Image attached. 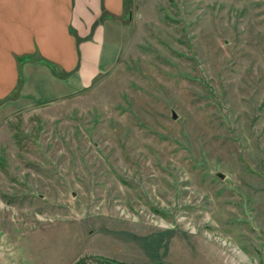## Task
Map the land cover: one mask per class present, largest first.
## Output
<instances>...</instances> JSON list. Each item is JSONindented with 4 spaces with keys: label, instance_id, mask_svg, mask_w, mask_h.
<instances>
[{
    "label": "rangeland",
    "instance_id": "1",
    "mask_svg": "<svg viewBox=\"0 0 264 264\" xmlns=\"http://www.w3.org/2000/svg\"><path fill=\"white\" fill-rule=\"evenodd\" d=\"M126 5L111 67L3 112L0 264H264V0Z\"/></svg>",
    "mask_w": 264,
    "mask_h": 264
},
{
    "label": "crops",
    "instance_id": "2",
    "mask_svg": "<svg viewBox=\"0 0 264 264\" xmlns=\"http://www.w3.org/2000/svg\"><path fill=\"white\" fill-rule=\"evenodd\" d=\"M126 14V0H0V121L20 97L64 94L111 67Z\"/></svg>",
    "mask_w": 264,
    "mask_h": 264
},
{
    "label": "water",
    "instance_id": "3",
    "mask_svg": "<svg viewBox=\"0 0 264 264\" xmlns=\"http://www.w3.org/2000/svg\"><path fill=\"white\" fill-rule=\"evenodd\" d=\"M176 119H177V117H176V115L173 113V120H176ZM215 175H216L217 177L221 178V179H224V175L221 174V173H219V172L215 173Z\"/></svg>",
    "mask_w": 264,
    "mask_h": 264
}]
</instances>
